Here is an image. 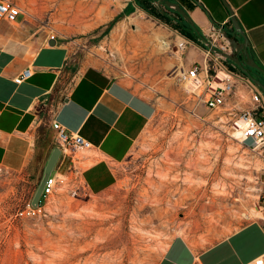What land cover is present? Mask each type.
I'll use <instances>...</instances> for the list:
<instances>
[{
	"label": "rangeland",
	"instance_id": "obj_1",
	"mask_svg": "<svg viewBox=\"0 0 264 264\" xmlns=\"http://www.w3.org/2000/svg\"><path fill=\"white\" fill-rule=\"evenodd\" d=\"M14 1L38 32L86 39L79 60L104 66L158 103L128 156L113 164L117 180L105 191L85 186L80 172L91 150H78V171L68 175L78 193L64 185L44 201L42 215L20 216L40 180L0 166V264H154L177 233L204 247L248 220L264 221L263 157L233 135L227 106L198 103L188 83L168 75L179 59L162 49L158 38L169 30L147 10L119 16L124 0Z\"/></svg>",
	"mask_w": 264,
	"mask_h": 264
},
{
	"label": "crops",
	"instance_id": "obj_2",
	"mask_svg": "<svg viewBox=\"0 0 264 264\" xmlns=\"http://www.w3.org/2000/svg\"><path fill=\"white\" fill-rule=\"evenodd\" d=\"M225 2L124 0L115 14L127 15L143 8L142 4L155 7L192 35L182 57L185 63H192L204 62L205 40L214 27L222 26L224 33L236 36L241 45L244 38L235 30L233 13L247 34L252 56L264 66V0ZM49 40L53 38L38 32L24 9L14 21L0 20V166L28 171L33 179L40 180L52 149L58 145L51 124L56 118L90 141L91 151L83 155L90 163L82 169L80 178L89 191H105L117 180L113 164L128 156L157 112L158 97L144 93L102 65L79 60L77 52L86 39L56 36L54 43ZM227 63L240 69L231 61ZM26 67L32 68V75L15 81ZM252 71L264 80V72L255 67ZM74 160L75 153L61 154L58 168L70 175ZM261 255L264 221L255 218L204 247L177 233L154 264H251Z\"/></svg>",
	"mask_w": 264,
	"mask_h": 264
},
{
	"label": "built area",
	"instance_id": "obj_3",
	"mask_svg": "<svg viewBox=\"0 0 264 264\" xmlns=\"http://www.w3.org/2000/svg\"><path fill=\"white\" fill-rule=\"evenodd\" d=\"M21 11L22 7L16 1L0 0V20L14 21ZM151 17L169 30L167 35L158 38L160 45L162 42L166 43L165 48L161 46L162 49L169 55L179 57L177 58L179 61L167 71L168 75L175 80L188 83L198 103H203L211 109L227 106L232 126L239 131L241 140L249 142L250 147L264 159V92L248 74L227 63L231 60L224 53H232V47L223 27H214L207 34L204 62L185 63L182 57L189 45L188 36L155 15L151 14ZM49 35L51 38L56 37L55 33ZM220 71L223 72V76L220 81H217L216 78ZM32 73V68L26 67L15 77V81L22 82ZM199 88L201 91H197ZM51 124L56 130V140L62 149V155L66 153L72 155L78 150L91 147L89 140L78 131L68 129L58 119L53 118ZM69 171L71 173L78 171L75 162L69 167ZM68 175L56 164L45 182L40 203L38 205L32 203L35 192L33 190L25 204L18 208L17 214L30 217L42 215L45 211L44 201L64 185L69 186V193H78L76 181L73 180L74 178L69 179ZM259 202L264 208V191L260 194ZM251 264H264V255L256 257Z\"/></svg>",
	"mask_w": 264,
	"mask_h": 264
},
{
	"label": "water",
	"instance_id": "obj_4",
	"mask_svg": "<svg viewBox=\"0 0 264 264\" xmlns=\"http://www.w3.org/2000/svg\"><path fill=\"white\" fill-rule=\"evenodd\" d=\"M224 2H225V0H224ZM226 5H228V4L226 3ZM228 7H229V5H228ZM179 9H180L181 13L192 24H194L192 22L191 18L189 17V14L185 10H183L181 8H179ZM231 19L234 23V27H235L236 32L241 34L243 36L244 40L241 42V45H239L240 41L238 40V38L236 36L226 32V36L229 39L231 47H232V53H224V55L226 57H228L233 63L237 64L243 72L248 74L251 77V79L254 82H256L264 92V80L255 76L253 71H252V68L255 67L259 71L264 72V66H262L259 62H257L255 60V58L252 56V53L250 51V42H249V39L247 37V34L245 33L242 25L239 23L237 17L233 13H232ZM55 41L56 40L54 37H53V40H49L50 43H54ZM214 49L218 50L215 47H214ZM218 51H220V50H218ZM240 53L242 54V57H240ZM61 153H62V149L59 145H56L52 149V151H51V153H50V155L46 161V164L43 168L39 184H38V186H37V188L33 194V197H32V203L34 205H38L40 203V198L42 196V192H43L45 182H46L47 178L49 177V175L51 174V172L54 170V168H55V166H56V164H57V162L61 156Z\"/></svg>",
	"mask_w": 264,
	"mask_h": 264
},
{
	"label": "trees",
	"instance_id": "obj_5",
	"mask_svg": "<svg viewBox=\"0 0 264 264\" xmlns=\"http://www.w3.org/2000/svg\"><path fill=\"white\" fill-rule=\"evenodd\" d=\"M143 6V8L145 10H147L150 14H153L155 15L156 17L160 18L162 21L170 24L171 26L175 27V28H178L182 33H184L185 35L191 37L192 35L188 32H186L185 30L177 27L166 15L160 13L155 7H150V6H144L143 4L141 5ZM110 29V27L108 28Z\"/></svg>",
	"mask_w": 264,
	"mask_h": 264
},
{
	"label": "bare ground",
	"instance_id": "obj_6",
	"mask_svg": "<svg viewBox=\"0 0 264 264\" xmlns=\"http://www.w3.org/2000/svg\"><path fill=\"white\" fill-rule=\"evenodd\" d=\"M86 10V9H85ZM78 12H79V10H78ZM83 13V12H82ZM86 14V13H85ZM101 19V18H100ZM103 20V19H102ZM105 20V19H104ZM102 22V21H101ZM141 23H142V20H141V16H138V17H136L135 19L133 18V24L137 27V28H139L140 26H141ZM166 45V43L165 42H163V47H166L165 46ZM223 76V72L222 71H220L219 72V74L217 75V81H220V79H221V77ZM232 132H233V135L234 136H236V137H239L240 136V134H239V131L237 130V129H235L234 127H233V130H232ZM259 209V216H261L262 218H264V212L260 209V208H258Z\"/></svg>",
	"mask_w": 264,
	"mask_h": 264
}]
</instances>
